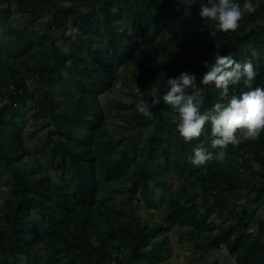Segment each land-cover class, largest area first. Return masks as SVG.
Listing matches in <instances>:
<instances>
[{
  "label": "trees",
  "instance_id": "obj_1",
  "mask_svg": "<svg viewBox=\"0 0 264 264\" xmlns=\"http://www.w3.org/2000/svg\"><path fill=\"white\" fill-rule=\"evenodd\" d=\"M199 2L189 15L181 0H0V264H173L174 226L184 227L179 239L191 252L264 264V131L229 144L222 160L195 165L194 147L217 151L210 122L189 141L162 99L151 117L136 107L152 99L153 83L162 96L169 76L190 70L203 89L201 110L211 108L224 98L200 81L203 61L220 52L251 58L252 87L264 85V0L235 31L204 21ZM116 79L130 101L105 109L99 96ZM24 133L37 136L47 166ZM175 178L182 181L161 198V218L137 217L136 205L157 208L155 189L169 190ZM253 203L259 216L247 209Z\"/></svg>",
  "mask_w": 264,
  "mask_h": 264
},
{
  "label": "clouds",
  "instance_id": "obj_2",
  "mask_svg": "<svg viewBox=\"0 0 264 264\" xmlns=\"http://www.w3.org/2000/svg\"><path fill=\"white\" fill-rule=\"evenodd\" d=\"M197 0H181V6L186 14L193 12L192 5ZM199 16L204 21H210L215 29L228 31L237 30L241 18L260 6L259 0H204L199 2ZM69 34L77 32L70 27ZM253 55L256 51L253 50ZM207 70L203 73L204 84L214 82L221 89L218 100L211 108L201 110L203 89L199 86L195 72L181 71L177 76H169L167 91L161 96L159 86L152 84L151 100L136 101L138 110L146 116L154 114L152 106L159 104L161 99L178 113L179 133L185 140L200 137L205 131V125L211 124V145L217 151H210L202 142L194 147L189 160L195 165H202L211 159L222 160L226 156L229 144H238L244 139L256 138L264 131V85L252 87L257 75V67L253 60H237L232 52L215 53L211 60H204ZM243 82L247 90L239 94L229 95L230 85ZM239 130V131H238ZM242 132V135L240 134Z\"/></svg>",
  "mask_w": 264,
  "mask_h": 264
},
{
  "label": "rangeland",
  "instance_id": "obj_3",
  "mask_svg": "<svg viewBox=\"0 0 264 264\" xmlns=\"http://www.w3.org/2000/svg\"><path fill=\"white\" fill-rule=\"evenodd\" d=\"M22 15L19 16V20H22ZM48 16L45 15L43 19L39 20L36 23V26H45L48 23ZM16 22V21H15ZM13 23V25H19V22ZM6 39V33H5V26L0 27V41H4ZM0 54L5 55V52L0 48ZM134 58H139L140 57V52L138 49V46L135 45V51L133 53ZM133 58V59H134ZM132 59V60H133ZM118 72H124V68L120 66L117 71L115 72L116 74ZM137 90L134 89V92ZM128 93V88L124 87L119 79H116L114 82V85L112 86L111 90L106 91L102 94H100L99 99L101 101V104L105 109H107L108 105H110L111 102H115L118 100L121 101H130V95ZM33 110L28 111V115L32 112ZM169 114L172 115L173 112L172 110L169 111ZM112 122H115V120L111 119ZM33 127L32 119L30 117L27 118L25 121V129L28 131H31ZM110 129L117 135V126L110 127ZM26 138L28 139V144L29 146L36 151V154L41 161L43 166H47V163L44 161V157L41 154L39 148V142L37 140V136L33 135L31 138L29 135L24 133ZM51 170V169H50ZM52 174V171H51ZM182 180L180 179H173L172 181V186L170 187L169 190H163V189H155V199L158 201V207L157 208H146L143 205L137 204L136 208V216L140 218H145V219H160L162 215V210L164 203L161 198L166 197L170 193H172L175 188L178 186V184L181 183ZM3 185H0V189H3ZM4 193L3 191H0V196H3ZM252 196V195H250ZM247 198V195L242 194V199L241 202L244 201ZM248 211L253 210L254 213L256 212L257 216H259L262 211H261V206L256 205V204H250L247 207ZM252 211V212H253ZM261 212V213H260ZM214 220L216 222L221 223L222 220H218L217 218L214 217ZM184 227H178L174 226L168 231V236H169V241H170V246H171V255L169 259L172 261L173 264H200L201 262L204 261H214L217 260L218 262L215 264H231L233 263L232 259H229L230 256L225 252H220L216 249L214 251L210 252H191L190 249V243L185 240H180L179 239V234H181L182 230ZM229 259V260H228Z\"/></svg>",
  "mask_w": 264,
  "mask_h": 264
}]
</instances>
